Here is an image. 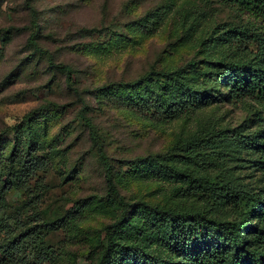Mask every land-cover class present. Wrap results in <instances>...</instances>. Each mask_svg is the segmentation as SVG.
<instances>
[{
    "label": "rangeland",
    "instance_id": "374dc122",
    "mask_svg": "<svg viewBox=\"0 0 264 264\" xmlns=\"http://www.w3.org/2000/svg\"><path fill=\"white\" fill-rule=\"evenodd\" d=\"M158 12L161 16L153 18ZM252 22L221 0H0V147L6 155L14 143L22 147L30 139L48 161L44 195L31 198L32 186L15 187L6 193L0 215L31 224V209L48 223L60 219V229L39 234L56 257L50 264H94L105 228L119 210L105 182L100 150L110 164L138 169L113 179L125 202L139 208L141 202L161 209L203 208L202 200L182 195L184 173L227 172L235 186L262 190L258 150L227 133L238 130L248 138L244 126L253 107L213 99L160 123L123 99L130 84L150 71L190 69L220 27L252 28ZM242 40L221 41L218 47L223 56L251 57L255 43ZM222 129L226 133L200 141L203 162L174 150L179 141ZM255 130L254 125L250 131ZM173 154H180L177 173L170 171ZM162 172L165 177L158 179ZM219 201L205 204L230 218L231 204ZM135 224L140 232L131 240L143 252L156 264H177L158 241L162 229L153 228L148 214ZM27 258L6 264H42Z\"/></svg>",
    "mask_w": 264,
    "mask_h": 264
},
{
    "label": "trees",
    "instance_id": "16d2710c",
    "mask_svg": "<svg viewBox=\"0 0 264 264\" xmlns=\"http://www.w3.org/2000/svg\"><path fill=\"white\" fill-rule=\"evenodd\" d=\"M221 2L252 18V28L227 26L224 30L220 27L212 37L206 39L204 48L199 51L203 57L199 61L192 60L190 69L150 71L145 79L130 84L123 99L128 106L146 112L160 123L203 107L213 99H229L233 104L253 107L251 117L246 120L249 124L244 126L249 129L248 138L238 130L227 133L232 139L241 138L258 150L257 169L264 182V0ZM161 14L158 12L153 18ZM1 33L4 38L5 31ZM233 39H247L255 43L257 50L251 53V57H241L238 52L234 58L223 56L224 49L222 45L218 47L219 44L221 41L231 44ZM215 48L220 49L221 53L215 54ZM204 65L206 69H202ZM80 117L83 125L91 128L90 120L84 114H80ZM254 125L256 130L251 133ZM221 133L226 132L222 129L201 139L179 141L174 150L203 162L204 152L199 150L200 141L210 140ZM24 143L22 147L14 143L6 155L0 147V211L6 193L15 187L32 186L34 195L31 198H40L47 190L46 153L30 139ZM180 154H173L171 173H177L175 165L178 167L180 164ZM100 157L105 168L106 185L118 200L119 210L114 222L105 228L104 241L94 264H127L128 261L132 264H156L157 260L143 252L139 242L131 240L140 232V227L135 224L136 218H143L145 213L155 222V230L156 227L162 229L158 241L177 264H264V186L258 191L241 189L233 184L227 172L213 177H193L184 173L179 176L187 184L181 190L182 195L189 200H202L203 208L161 209L147 202L137 204L139 208L136 204L125 202L113 179L116 175L137 173L138 169L128 163L110 164L101 150ZM158 175V179L165 177L163 172ZM207 199L213 203L219 200L230 203L231 217L222 218L213 213V208L205 204ZM8 211L13 212L10 208ZM30 215L31 224L11 214L0 215V264L21 261L29 256L42 264L55 261L56 257L49 247L46 249L44 238L39 234L60 229V219L48 223L40 220L31 209ZM114 229L121 233L117 240Z\"/></svg>",
    "mask_w": 264,
    "mask_h": 264
}]
</instances>
